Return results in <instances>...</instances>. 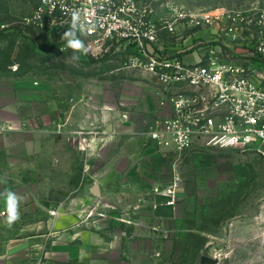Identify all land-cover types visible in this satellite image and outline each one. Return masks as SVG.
I'll return each mask as SVG.
<instances>
[{"label": "rangeland", "instance_id": "1", "mask_svg": "<svg viewBox=\"0 0 264 264\" xmlns=\"http://www.w3.org/2000/svg\"><path fill=\"white\" fill-rule=\"evenodd\" d=\"M37 2L0 0V176L30 192L47 219L57 210L59 222L66 212L74 222L89 214L105 239L127 242V255L102 264H201L203 255L264 264V156L173 151L147 139L160 86L125 55L73 60L72 49L24 25ZM172 2L210 14L264 10V0ZM81 191L98 198V210L92 201L78 210ZM70 197L75 210L64 209Z\"/></svg>", "mask_w": 264, "mask_h": 264}, {"label": "built area", "instance_id": "2", "mask_svg": "<svg viewBox=\"0 0 264 264\" xmlns=\"http://www.w3.org/2000/svg\"><path fill=\"white\" fill-rule=\"evenodd\" d=\"M74 11L91 57L125 55L160 86L162 111L145 129L147 139L173 151L214 146L264 156V10L210 14L172 0H38L23 23L66 45Z\"/></svg>", "mask_w": 264, "mask_h": 264}, {"label": "crops", "instance_id": "3", "mask_svg": "<svg viewBox=\"0 0 264 264\" xmlns=\"http://www.w3.org/2000/svg\"><path fill=\"white\" fill-rule=\"evenodd\" d=\"M159 110L162 111L160 106ZM112 165L117 166V162ZM5 177L0 176V193L10 190L20 198L19 219L10 226L7 224L0 228V264H102L105 255L106 260L109 256L114 261L119 256L122 258L127 255V246L124 245L127 242L115 237L105 239L100 226L87 221L89 214L86 217L81 215L80 220L77 218L80 222H74L69 220L70 213L66 212L63 217L65 220L59 222L57 215L61 210H57L56 213L48 214L47 219L45 213L39 210L37 202L32 200L31 193L23 191L20 185L10 187V181ZM78 195L81 203L78 210H84L85 205L90 206L91 201L92 211L98 210V198L91 192L81 191ZM73 199L70 197L63 203V206H67L64 209L75 210L76 202ZM0 209L5 211L2 220H7L8 205L3 196H0Z\"/></svg>", "mask_w": 264, "mask_h": 264}, {"label": "clouds", "instance_id": "4", "mask_svg": "<svg viewBox=\"0 0 264 264\" xmlns=\"http://www.w3.org/2000/svg\"><path fill=\"white\" fill-rule=\"evenodd\" d=\"M87 29L84 27L83 24L80 23V16L78 12L72 13L71 23L69 29L63 33V38L66 40V46L69 49L73 50V60H79L80 56L77 55L83 54L87 55L89 49L85 45L84 41L80 39V36L77 35L79 32L80 35H83ZM0 196L6 200L8 205V218L7 223L10 226L15 220L19 219V212H18V203L20 198L12 191L6 190L4 193H0Z\"/></svg>", "mask_w": 264, "mask_h": 264}, {"label": "water", "instance_id": "5", "mask_svg": "<svg viewBox=\"0 0 264 264\" xmlns=\"http://www.w3.org/2000/svg\"><path fill=\"white\" fill-rule=\"evenodd\" d=\"M94 192L96 194H98V190L97 189H95ZM214 263H215V260L211 256L203 255L201 257V264H214Z\"/></svg>", "mask_w": 264, "mask_h": 264}, {"label": "trees", "instance_id": "6", "mask_svg": "<svg viewBox=\"0 0 264 264\" xmlns=\"http://www.w3.org/2000/svg\"><path fill=\"white\" fill-rule=\"evenodd\" d=\"M63 42L62 41H60V40H54L53 41V45H56V46H59L60 44H62ZM93 58V57H92ZM94 59V58H93ZM207 147H214V146H207Z\"/></svg>", "mask_w": 264, "mask_h": 264}]
</instances>
